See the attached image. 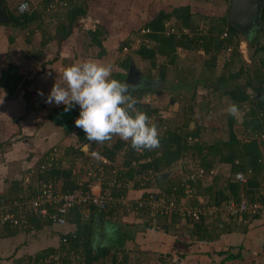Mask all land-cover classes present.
Segmentation results:
<instances>
[{"label":"trees","instance_id":"obj_1","mask_svg":"<svg viewBox=\"0 0 264 264\" xmlns=\"http://www.w3.org/2000/svg\"><path fill=\"white\" fill-rule=\"evenodd\" d=\"M87 1L90 0H83L81 2L79 0H58V4H60L59 6L61 8H67L65 13L67 23H59L56 27L54 36L50 35L46 37L44 30L41 31V25L37 23L40 21L42 11H46V9L52 5L51 3L53 0L38 1L42 10L38 9L40 7L34 8L30 5V10L23 14L13 13L6 0H1L4 13L9 20L8 23L3 25L14 26L20 30L29 28V32H31L32 35L28 36V40L29 38L32 39L33 34L36 32H42L43 40L40 44V48H46L48 43L52 40H56L59 44L65 45L68 38L75 32L77 21L87 16ZM222 1L229 4L228 7L230 9L231 0ZM228 14L229 11L217 18L216 24L213 25L208 35L200 34L192 37L191 35L184 34L183 30L187 29L190 31L191 28L194 29L193 18L200 15L198 13L194 15L190 6L175 7L171 12L160 11L156 18L146 25L147 29H144L149 31L144 34V37L147 38L151 44L142 42V44L140 43L138 45L135 52L141 59L150 61L154 68L157 67V58L159 54L166 56L167 64L164 62L160 66L158 75L160 80L165 82L167 80V70L169 66H175L177 64L178 48L203 51L205 54H210L212 52L220 54L222 51L231 50L230 59L225 65L226 75H222L217 79L215 87L217 89H225V94L232 98L237 104L247 103L251 105L249 112L243 116V120L241 121L230 115L228 118V138L220 139L214 144H206L198 140L200 137L199 127L195 128L192 132L183 133L184 128H188L193 122L192 117H187L183 127H173L166 123L161 125L160 123L162 121L157 118L159 108L142 103L141 101L144 95L143 88L130 89V94L138 100L136 108L145 112L151 118L152 122L157 125L160 136V147L154 151L136 152L131 149L130 142H125L118 138L111 147L104 146L102 150L98 151L101 156L112 161V163L115 161L117 162V158L122 156V162H117L119 165L117 164V169L115 170L116 175L114 177L116 178L117 184L111 189L114 197L126 195L127 188L124 187V185L129 184V182H132L135 188H138L140 184L142 185L143 183V186L154 189V191L151 192L160 196L162 195L166 197L167 200H174L179 204L181 198L187 196L186 187L195 189L196 185L201 184L202 178L213 172L216 165H229L231 177L234 176L235 178L236 174L242 172L247 175V181L240 182L237 181L236 178L233 180L230 177V179L227 180L226 186L217 191L214 190L212 185H209L205 188L204 191L206 192H204V194L200 190L198 191L199 193H197L202 197L212 195L210 199H213L215 205H222L224 202L231 200L236 202H240L242 199L257 201L259 198L261 202L264 203V195H262L264 193V72L262 71V69H264V57L260 56V67L255 69L253 77L250 76L245 82V85L236 84L230 87L229 84L231 80L239 79L245 74V67L242 54L239 51L240 31L235 26L228 27ZM172 19H175L180 26L176 27V24H174V26L169 27L167 22ZM172 27L178 28L182 34H180V36L169 34L168 31ZM259 30L264 34V7L261 11V25ZM89 34L92 36L93 42L100 47V56H103L105 54V49L99 38V36L102 35V31L96 28L90 30ZM9 38L10 42H12L13 37L9 35ZM256 41L251 38L249 40L250 45H252L253 42L256 44L258 42ZM128 42L129 39L126 44L122 45L121 49L128 48V46L131 45V43ZM255 53L256 55L253 59H256L260 53H264V46H259L255 50ZM130 66V59L122 60L120 71H115L112 74V78L125 83ZM254 80L257 81L256 84ZM30 84L31 81L24 77L20 67L6 61L1 75L0 87L9 98L16 96L18 92L22 90L24 92L23 98L26 101L25 114L14 121V127L9 126L10 129L13 128V131L7 129V132L12 134V136L22 135L20 121L25 119L29 112L41 110L43 108V106L31 102L30 91L28 89ZM151 86L152 87H148L147 90L154 91L153 85ZM248 89H252L255 92L254 95L250 94ZM63 109L64 107L60 108L58 111L62 112L61 110ZM70 111L73 114L67 120L68 129L75 131L78 147L77 145L68 147L65 150V157H62L60 160L58 159V161L65 158L67 161L70 160L69 167L60 166L58 162H56L57 160L55 157L49 154L43 156L36 164V166L39 167V173H41L39 177L41 184H52L55 190L64 193L75 192L82 188L74 175V170L77 168L75 165L77 158L75 159V157H85L86 159V154L82 151V148L85 145H90L89 152L93 154L96 151L95 146L97 145V143H90L87 141L85 139V133L74 124L75 119L79 116V107L74 106ZM52 120L56 121V116ZM163 125L165 126L164 131H162ZM17 127L18 131L15 132ZM246 137L249 139L244 140ZM54 148L52 151L56 153L58 150ZM180 160H186L184 161V168H186L185 172L187 174L198 173L200 170L204 171V174L197 179L188 178L189 186H185V182L179 177L173 176L167 182V190L164 193L159 187L157 176L163 172H171L172 169L179 164ZM42 167H44V169L41 172ZM218 177L219 176H216L215 179ZM88 183L89 181H86V189ZM31 185L32 184L28 185L25 179L14 181L7 195L0 196V198L7 202L14 203L24 198L28 191L33 194L36 192V188ZM106 189H108L107 186L104 187V190ZM213 190L215 191L214 193ZM145 195H147V193ZM199 205L201 206L203 204L196 200L192 206ZM116 209L119 210L118 207ZM92 210L95 212L96 208ZM75 211L77 210L75 209L74 212ZM143 211L144 210H141V212L137 214L145 216L148 219L147 225L149 226L151 219H149ZM99 212L106 214L102 211ZM123 212V215H125V212L130 211L126 209ZM72 216L70 222L77 224L78 231L75 234H66L61 237V242L63 239H66V242H62V247L59 249L63 257V264L130 263L129 253H125L122 259H120L118 255L121 252L119 251L114 253L109 260H103L105 257H108L106 256L107 251L95 253L92 246L90 228H88V226L92 224V219H90L88 223H84L81 219L82 217L77 213ZM258 216L259 214L254 216L245 215L243 219L248 217L258 218ZM178 221L177 215H170L163 217L159 216L156 222L164 232L169 233L170 228H174L175 222L178 224ZM28 223L29 226L27 228H24L22 225H12L10 222L0 223V240H3L1 238L6 240L14 238L18 233L25 230L32 232L36 231L34 229H42L44 226H54L52 222L48 220L43 221L34 215L28 216ZM248 227L249 226H247L246 230L249 229ZM246 230L245 232H247ZM230 231L231 229L228 227V222L226 223L224 219L207 223V220L203 218L201 221L195 222L190 229H186L183 234L195 244L198 242H214L218 240L221 235L229 233ZM133 233L134 232H131V236ZM236 250L237 252L233 249L221 250L211 254L208 253V255L210 258L217 255L221 259L222 264H239L245 258V253L243 252L244 246L241 245L237 247ZM55 251L56 248H52L44 250L40 254L34 256H27L25 257L26 259H21V264L25 263V261H27V264H54L55 261L53 260L52 254ZM176 257L179 259L183 258L181 255H176ZM2 259L3 258L0 257V261ZM178 261L180 260L177 259L176 262ZM179 263L182 264L181 262Z\"/></svg>","mask_w":264,"mask_h":264},{"label":"rangeland","instance_id":"obj_2","mask_svg":"<svg viewBox=\"0 0 264 264\" xmlns=\"http://www.w3.org/2000/svg\"><path fill=\"white\" fill-rule=\"evenodd\" d=\"M21 1L24 0H6L8 6L15 14L18 13L16 9ZM26 1H28L30 5H32L34 8L40 7L38 1L41 0H26ZM79 1L81 2L83 0H79ZM154 1L155 2L153 3V5H149L151 20L156 18L157 14L160 11L171 12L175 7L190 6L194 15L198 13L200 16H195L193 18L194 29L191 28L190 30V35L192 37H195L200 34L208 35L213 25L216 24L215 22L217 21V18L222 16L225 12L229 11V7H228L229 4H227L222 0H154ZM87 3L89 4L90 1H87ZM51 4L52 5H50L48 9H46V11H42V14L40 16V21L37 22L38 25H41L42 27L41 31L44 30L46 37L50 35L52 36L55 35L56 27L59 23L61 22L67 23V19L65 18V13L67 8L66 7L61 8L59 6L60 4H58V0H53ZM137 8L139 9L140 7ZM38 9H41V7ZM127 12H128V7L127 6L122 7V4L119 3V5L114 9V13L109 15L110 17L113 16L112 18L114 17L116 18V20L114 19V21L110 23L112 30L110 31L109 35L106 34V30H104V28H102L100 24H98V22H95L94 17L86 16L80 18L77 21L76 31H75L80 37L79 40L80 43L83 42L85 44L86 42H91L92 36L89 34L88 31L90 29H95V26H99V29L102 31V35L99 38L101 41L104 42L102 44L105 49V54L104 56H100L101 49L96 44L91 45L90 49H88V53L93 54L92 58L97 59L102 57L103 61H106L109 63V65H112L113 66L112 74L115 71H120V64L122 63V60L130 59L134 65L135 71L140 73V75L146 79V83L142 85H139L138 83L133 85L134 86L139 85L138 87L135 88H139V87L143 88L144 95L142 96V100H141L142 103L150 104L152 106L159 108V114L157 115V118L160 121H162L160 123L161 125L166 123L167 125L169 124L173 127L174 126L183 127L187 117H192L193 122L191 123L190 126H188V128H184L183 133L192 132L195 128L199 127L200 137L198 140L201 143L214 144L220 139H227L228 118L230 115L227 112H225V109L229 106V104L235 103L239 107L240 117L238 118V120L241 121L243 120V116L246 113H248L251 108V105L247 103L237 104L232 98H230L225 94L226 91L225 89L223 88L217 89L215 87V82L217 81V79L222 75H226L225 65L227 61L230 59V55L232 51L231 50L222 51L220 54H216L214 52L210 54H205L203 51H194L187 48H178L177 64L175 66H169L167 70V80L165 82H162L158 77V75L160 71V66L164 62H166L167 64L166 56L159 54L157 58V67L154 68L151 65L150 61L141 59L135 52V50L137 49L140 43L142 44V42H145L147 44L149 43L151 44V42L144 37V34H142V31L144 29H147L146 25H148L149 21L144 22V18H141L139 16L129 19ZM107 16L108 15L104 17L105 22L110 20V18H108ZM167 24L169 25V27L174 26V24H176V27L180 26L178 25L179 23L175 19L168 21ZM79 27L81 28V30L78 32ZM131 27H135V29L131 31L130 30ZM18 30L20 32L18 34H16L17 32L15 33L16 41L12 43L10 42V38H9V35L10 37H13L12 36L13 34L11 33L12 30L10 28L9 29L7 28L5 35L8 37L9 42H2V43L0 42V60H2L5 51L8 50V54L6 55L7 56L6 61L20 67L22 74L26 79L30 80V78H32L33 76L36 77L38 75L37 80L34 78L31 79L33 82L29 85L28 88L30 93H32L31 102L35 103L37 101L41 106H44L41 110L34 111L36 112L35 114L37 115L36 123L38 124L47 121L49 119V116L51 115L53 116V118H55L54 116H56L57 122L54 123H57L56 125L59 126L58 131L59 130L60 132L62 131L61 135L60 134L58 135L59 140L55 138L53 142L54 146L58 145V147H56L58 151L56 153L51 151L54 148V147L51 148V146L48 149L49 151H51L50 152L51 154L49 155L55 157V159L57 160L56 162H58L60 166L64 167L65 166L64 162L67 159L65 158L61 161H58V159L60 160L62 157H65V151L61 149V146H59V144L64 138L62 136L68 130L67 127L69 126L67 124V120L72 116L71 111L65 113L64 109L61 110L62 112H59L58 110L60 108L57 110L54 107H53L54 109L47 107L45 105L44 98L38 95V92H43L44 96L46 95V92H44L45 91L44 89L46 88L44 83L47 82L46 80H44L45 78H43L42 75L44 73L47 74L45 76L50 77L52 75L47 65H44V62L47 61L46 60L47 57L49 59H54L56 57V53H59L60 51L63 50H65L64 52L66 53L69 50H72L73 49V48L71 49L72 44L71 46L70 44L64 46L62 44H59L58 41L53 40L54 41L53 44H50L45 49L43 48L44 50L42 51V53L44 55V59H43L44 61H40L41 63L40 62L38 63L37 62L38 59H36L32 53L34 52L35 48L41 50L40 44L43 40V33L38 31L34 35L35 37H33L32 39L29 38L28 40L27 33L29 32V28L26 30H20V29ZM1 35L2 33L0 32V39H1ZM250 37L255 41L257 39L258 42L256 41L257 42L256 44L255 42H253V44L250 45L249 42L250 39L247 40L246 35H244V33L239 34V40H240L239 51L241 52L243 57L245 74L239 79L231 80L229 84L230 87L236 84L245 85V82L250 78V76L253 77L255 69L257 67H260L261 65L260 56L264 57V53H260L256 59L253 58L256 55L255 50L259 46H264V34L258 31L257 33L254 34L253 37L249 36V38ZM128 39H129L128 43H131V45L128 46V49L125 48L121 49L122 45L126 44ZM136 43L139 44L136 45ZM2 45L4 46L6 45V47L1 49ZM72 47H74L75 50L77 48L75 44ZM38 51L36 52L38 53ZM70 54L72 55L71 52ZM96 62L98 61L96 60ZM56 66L58 67L59 65ZM68 66L71 65L65 64L64 68ZM59 68L60 67H58V69ZM262 71L264 72V69H262ZM52 78L55 81L57 79L54 77ZM35 80L37 82H35ZM254 83L256 84L257 81L254 80ZM151 85H153L154 91L147 90L148 87H152ZM248 92L252 95H254L255 93L252 89H248ZM23 94L24 92L21 90L16 95L17 97H13V98L17 99L18 97H22V101L26 102L22 96ZM21 104L23 105V102ZM3 111L4 109L1 110L0 108V117H1L0 119V196L7 195L9 188H11V185H13L14 181H20L22 179L24 180L25 177H26L25 179L26 183L28 185L32 184L31 186H34L35 188L40 187L41 182L39 181V177L41 173H39V167L36 166V164L38 161H40V159L43 156H46L47 154L46 150H44L45 149L44 147H42L43 149L40 150V148L32 144L34 142L32 140L33 137L32 135L29 138H25L27 136H22L24 133H22L21 136L19 135L12 136V134L8 133L7 129L13 131L12 130L13 128L10 129V127H14V123H15L14 121L18 118V116L16 117L14 116L13 120L10 119L5 120L7 116L3 114ZM31 113L32 112H29L28 116H30ZM39 113H41L40 117H38ZM28 116H26V118ZM17 129L18 127L16 128L15 132L18 131ZM24 130L27 131L25 128ZM24 130L21 131L23 132ZM164 130H165V126L163 127L162 131ZM71 131L73 132H70L71 133L70 137L72 136L73 139H76L74 130ZM248 139L249 138L246 137L244 140H248ZM96 152L98 154V151ZM180 161H186V160H180ZM67 167H69V165H67ZM90 167H92V164H90ZM185 171L186 168H184V164L183 162H181L176 168L172 169L171 173L169 174L168 181L170 180L171 177L176 176L182 179L183 182H185V186H189L188 178L192 179V175L189 176L192 173L187 174ZM216 176L219 177L215 179ZM230 177H231V173H230L229 165L228 166L216 165L213 172L207 174L204 178H202L200 182L201 184L196 185L195 189H190L186 187L187 196L181 198L179 205L182 204V206L180 205V207L183 208L187 205L192 206L196 200H198L199 203L202 202L203 205H207V206L215 205L213 199L212 200L210 199L212 195L202 197L200 196V194H198L199 193L198 191L200 190L204 194V192H206L204 191L205 188L208 187L209 185H212L214 187V190L217 191L226 186L227 180L230 179ZM104 178L106 180L108 179L106 177ZM231 179L234 180L235 179L234 176H232ZM214 190L213 193L215 192ZM259 201H261L260 198ZM118 209L120 210L119 212L123 215L124 213L123 211L125 210V208L118 205ZM125 213H126L125 215L128 216L130 212H125ZM130 214H133V212ZM219 215L220 214H218L217 216ZM140 219L143 223H147L148 221V219L143 215L142 217L139 218V220ZM213 219L215 218H207L206 220H213ZM139 220L136 219L138 223H142ZM121 221L124 227V231L127 232V234H130V232H134L133 235L135 234L136 236V234L139 232L138 231L139 228L137 226L132 227L127 224L128 222H123V220ZM151 223L153 224L155 223L154 225L156 226L158 224V223L156 224V221L154 222L152 220ZM178 225L179 227L176 228V222H175L174 228L172 229L170 228L169 233H167L169 237L167 236L166 239H170L168 241L169 245H166V247L168 246L170 248V249L168 248L169 253L160 252V254H158L160 256H157L155 252H159L160 248L162 247L161 244H163V242L160 244V247H158L156 250L153 246L151 247L146 246L151 248L150 250L148 249L146 250V251H150L148 255L139 256V251L136 249L137 248L136 243L133 244L132 242L129 241L131 244L130 247H133V250H135V253L133 252L131 255L129 254V258H130L129 264H180L179 262H182L181 260L176 262V258H177L176 257L177 254L175 251L176 230L179 232H183L186 231V229H189L191 226L190 225L188 226V224H185L181 221L179 222ZM54 226L58 228L66 227V226L60 227L57 225ZM152 229H153V235L155 236L157 235V232H160L162 234L164 233L163 230L161 229L159 230L157 227H153ZM155 236L153 237L156 238ZM1 239H3L6 242L8 241L4 238ZM4 241H0V244H3ZM221 244H222L221 241H216L212 243L211 246L216 249L221 248V250H223L224 247L228 246ZM146 247H144L142 250H145ZM125 253L126 252L119 253L118 255L119 258L122 259ZM212 259L213 261H209V263L211 264H216L217 261H221L217 255L216 256L214 255ZM4 264H6V261ZM23 264H27V261H25V263Z\"/></svg>","mask_w":264,"mask_h":264},{"label":"crops","instance_id":"obj_3","mask_svg":"<svg viewBox=\"0 0 264 264\" xmlns=\"http://www.w3.org/2000/svg\"><path fill=\"white\" fill-rule=\"evenodd\" d=\"M154 2H155L154 0H90V3L87 5L88 7L87 16L94 17L95 22H98V24H100V26L104 28V30H106V34L109 35L110 31L112 30L110 23L114 21V19L116 20L115 17L112 18L113 16L110 17L109 15L114 13V9L119 5V3L122 4V7L124 6L128 7L127 13H128L129 19L139 16L141 18H144V22H148V21L150 22L151 15H150V10H149V5H153ZM137 7H140V8L138 9ZM106 15H108L107 17L110 18V20L107 19L108 20L107 22L104 21V17ZM7 28L8 29L10 28L12 30L11 31V33L13 34V35L11 34L13 36L12 43H14L16 41L15 35L18 34L20 31L18 30V28L14 26L7 27V26H4L3 24H0V32L2 33L0 42L1 43L9 42L8 37L5 35ZM96 28H99V26H95V29ZM133 29H135V27L130 28L131 31H133ZM80 30L81 28L79 27L78 32ZM90 30H93V29H90ZM27 34L28 36L32 35L31 32H28ZM35 34H33V37H35L34 36ZM79 40H80L79 35L77 34V32H74L68 38L67 43L65 45L70 44L71 46L72 44V46H74L75 44L77 46L76 50L74 47L71 46V49L73 48L72 50H69L66 53L64 52L65 50L60 51L59 53H56V57L54 59H49L47 57L46 59L47 61L44 62V65H47L52 75L50 77L45 76L47 75L45 73L42 75L43 78H45L44 80H46L47 82V83H44L46 87L44 89L45 90L44 92H46V95L44 97H46L50 93V90L55 83V80L52 77L58 78V75L64 69L65 64L73 65V64H76L77 62L97 60L99 63L105 66L109 65L108 62L103 61L102 57L95 59V58H92L93 54L88 53V49H90L91 45L95 44L93 42V39L91 42H86L85 44L83 42L80 43ZM53 43H54L53 40L50 41L46 47H48L50 44H53ZM102 43L104 42L102 41ZM5 47L6 45L5 46L2 45L1 49ZM44 49L41 48L40 50L38 48H35L34 52L32 51L33 56L36 59H38L37 60L38 63L40 61H44L43 60L44 55L42 53ZM36 51H38V53ZM70 52L72 53V55L70 54ZM7 54H8V50L5 51L2 60H0V80H1V75H2L1 73L2 69L4 68V65L7 60V56H6ZM56 65H59L58 67L60 68L58 69ZM37 76L36 77L33 76L32 78L37 80ZM32 78H30L31 83L33 82L31 80ZM36 80L35 82H37ZM31 94L32 93H30V96ZM14 97H17V96H14ZM22 102H23V105L21 104ZM0 104H1L0 105L1 110L4 109L3 114L7 116L5 120L7 119L13 120L14 116L21 117L25 114L26 102L22 101V97H18L17 99H14L13 97L9 98L1 87H0ZM34 104L40 105L39 102L37 101ZM45 105L47 107H50L51 109L56 108L57 110L63 107V105L56 106L55 104H52L54 105L52 106V105H48L45 103ZM35 113L36 112L32 111L30 116L20 121L22 130H24V128L27 130V131L24 130L22 132L24 133L22 136H27L25 138H29L32 135L33 136L32 140L34 141L32 144L36 145L38 148H40V150L43 149L42 147H44L45 148L44 150H46L47 154H51L50 152L52 150L49 151L48 148L50 146L51 148L58 147V145L54 146L53 142L55 138L59 140L58 135L59 134L61 135L62 131L61 132L60 130L58 131L59 126L56 125L57 123H54V122H57V120L53 121L52 115L49 116V119L47 121L37 124L36 123L37 115ZM40 116H41V113L38 114V117ZM27 123H30V124H27ZM67 131L62 136L64 138L59 144V146H61V149H63V151H65L68 147L72 145H77L76 139H73L72 136L70 137V134H71L70 132H73V131L69 129ZM118 138L119 137H114L113 140H111L110 142H106L104 144H97L95 146L96 151L102 150L104 146L111 147L118 140ZM54 149L56 150L57 148H54ZM83 149L84 151L83 150L82 151L86 154V159L85 157L84 158L75 157V159L77 158L76 164H75L77 168L74 170V175L77 178V181L81 184V186H85L86 181H89V183L93 181V179L91 178H90L91 180H89V177L87 176V171H86L87 168L90 167V164H92L93 167L96 168V171L98 173H100L101 166L104 167L106 171L105 177L108 178V180H111L112 178H114L113 172L117 169V164H118L117 162H122V156H119L117 158V162L115 161L116 163L115 162L112 163V161H110V164H104V163L102 164L103 162L102 158L104 157L101 156L99 152H98V155L90 154L89 152L90 145H89V149L87 148V150H85V146ZM96 151L95 153H97ZM181 162H183L184 164V161H180L179 164ZM64 163H65V166L67 167V165H70V160L69 161L66 160ZM179 164H177L176 167ZM97 167L99 168V170H97ZM124 187L127 188V194L124 195L123 197H126L130 200L139 199L143 197L146 193L154 191V189L147 188L146 186H143L141 184L138 188H135L132 182H129V184L124 185ZM117 207L118 205L112 206L109 209V211L104 212L106 214H102L98 210H95V212L94 210H92L88 218H85L82 215V213L76 209L77 211L75 212L73 211L71 213L68 224L64 228H58L55 226H51V227L44 226L42 229H38V230L34 229L36 231H32V232H28V230L20 232L18 233L16 237L7 239L8 240L7 242L4 240H0V241H4L3 244H0V257L3 258L0 261V264H4L5 261H6V264H21L22 260L25 259V257L27 256H34V255L40 254L44 250H48L52 248L55 249L60 246L62 247L61 237L66 234H75L78 231L77 224L74 222H70V220L73 217L72 215H74L75 213H77L79 216L82 217L81 219L84 223H88L90 219H92V224L88 226V228H90V238L92 241L94 252L95 253H99L100 251L109 252V253L106 252V256L108 257L107 258L105 257V259L103 260H109L111 256H113V254L116 253L117 251L122 252V253L126 252V253H129L130 255L133 252L135 253V250H133V247H130L131 245L130 242H132L133 244L136 243V246H137L136 249L139 251V256H145V255L147 256L148 253L150 252V251H146L147 249L150 250L151 249L150 247L153 246L156 250L158 247H160V244L162 242H163V244H161L162 247L160 248L159 252H155V254L157 256H160L158 255L160 254V252L169 253L170 248L168 246L166 247V245H169L168 241L170 240V239H166L168 234L166 232H164L163 234L160 232H157L156 236L153 235L152 228L157 227L160 230L161 227L159 225L156 226L154 225L155 223L154 224L150 223V225L148 226L147 225L148 221L147 223H143L141 219L139 220V218L142 216L137 215V213L135 212H133V214H130L132 213L130 212L128 216L127 215L123 216L119 212L120 210L116 209ZM136 219H138L142 223H138ZM223 219L225 220L226 223L228 222V227L231 229L229 233L221 235V237L218 240H216V241H221L222 243L221 245L223 244L228 245L224 247L223 250L233 249L234 251H237L236 250L237 247L243 245L244 246L243 252L245 253L244 255L245 258L239 264H264V209L261 211L258 218L248 217V218L240 219L234 222V221L226 220L224 217H217L213 220H207V223L221 221ZM121 220H123V222H128L127 224L131 225L132 227L137 226L139 228L138 230L139 232L136 234V236L134 234L135 239L133 235L131 236V232L130 234H127V232L124 231V227H123ZM176 225H177L176 228H178L179 225L178 224ZM247 226H249L248 230H246ZM244 229L247 232H245ZM183 232H179L176 230V247H175L176 249L175 251L177 255H181L183 257L182 259H179L177 257L176 260L177 259L181 260L182 264H197V263L198 264H202V263L211 264L209 263V261H213V259L210 258L208 253L211 254V253H215L216 251H221V248L216 249L211 246L212 243L216 241L209 242V243L208 242H198V243L193 244L192 240L184 236ZM153 236H155L156 238H154ZM146 246H150V247H146ZM144 247H146V249L142 250ZM216 264H222V261H217Z\"/></svg>","mask_w":264,"mask_h":264},{"label":"built area","instance_id":"obj_4","mask_svg":"<svg viewBox=\"0 0 264 264\" xmlns=\"http://www.w3.org/2000/svg\"><path fill=\"white\" fill-rule=\"evenodd\" d=\"M23 3H27L29 7L28 10L21 12L20 5ZM29 10L30 3L26 0L21 1L17 6V11L20 14ZM147 32L149 31L143 30L142 34ZM168 33L176 34L177 36L182 34L174 27ZM183 33L190 35V31L187 29H184ZM102 161L104 164H110V161L106 158H102ZM43 169L44 167L41 168V172ZM97 170H99L98 167ZM86 171L89 179H93L92 182L87 184V189L85 188L86 186H82L78 191L64 193L55 190L52 184L42 183L40 187L36 188L34 194L28 191L24 198L14 203L1 199L0 223L10 222L12 225H22L24 228H27L29 226L28 216L34 215L43 221L48 220L54 225L64 227L68 224V219L75 209L79 210L85 218H88L93 208H96L98 211L107 212L112 206L121 205L130 212L140 213L141 210H144L143 212L154 222L157 221L159 216L177 215L179 222L181 221L192 227L195 222H199L203 218L225 216L226 220L236 222L243 219L245 215L254 216L260 214L264 207V203L259 200L249 201L242 199L240 202L231 200L224 202L222 205H187L181 208L180 205L182 206V204L179 205L174 200H167L166 197L153 192H149L147 195L136 200H130L123 196L114 197L111 189L117 184L115 177L106 181L104 178L105 169L102 166L100 173L96 171L93 165L87 168ZM113 174L115 176L116 172L114 171ZM196 174H192V179L202 177L204 171L200 170ZM235 178L240 182L247 181V175L242 172L236 174ZM105 185L108 187L106 190H104ZM142 185L144 184L142 183ZM201 204L203 203L201 202ZM218 214L220 215L217 216ZM63 242H66V239H63ZM52 257L55 261L54 264H63V257L59 249L52 254Z\"/></svg>","mask_w":264,"mask_h":264},{"label":"clouds","instance_id":"obj_5","mask_svg":"<svg viewBox=\"0 0 264 264\" xmlns=\"http://www.w3.org/2000/svg\"><path fill=\"white\" fill-rule=\"evenodd\" d=\"M28 7L23 3L20 11L24 12ZM112 72V65L105 66L96 61L77 62L59 73L46 97L43 92H38V95L48 105H63L65 113L78 106L79 116L74 124L85 133V139L90 143L104 144L119 137L130 142L131 149L136 152L158 149L160 136L157 125L145 112L136 108L138 100L130 94V89L134 90L139 85L112 79ZM225 112L234 118L240 117L235 103L229 104ZM87 148L85 145V150Z\"/></svg>","mask_w":264,"mask_h":264},{"label":"water","instance_id":"obj_6","mask_svg":"<svg viewBox=\"0 0 264 264\" xmlns=\"http://www.w3.org/2000/svg\"><path fill=\"white\" fill-rule=\"evenodd\" d=\"M263 7H264V0H231L229 14L227 17L228 27L235 26L238 28L240 33H245V31H248L249 28L253 27V25H257L258 27H260L261 11ZM8 21L9 20L4 13L3 5L0 0V24H6L8 23ZM245 34L248 40L249 36L247 33ZM137 74L140 73L135 71L134 65L131 62L129 73L127 74L125 83L129 85L135 84L136 82L135 77H137L136 76ZM88 149H89V145H88ZM170 173L171 172H163L157 176L159 187L164 193L167 190V182Z\"/></svg>","mask_w":264,"mask_h":264},{"label":"flooded vegetation","instance_id":"obj_7","mask_svg":"<svg viewBox=\"0 0 264 264\" xmlns=\"http://www.w3.org/2000/svg\"><path fill=\"white\" fill-rule=\"evenodd\" d=\"M259 28L260 27H258L257 25H253V27L252 28H249V30L248 31H245V33H247L248 36H252L253 37L255 33H257L258 31H260ZM245 33H244V35H246ZM249 39H251V37ZM136 76L137 77H135V80H136L135 84L138 83L139 85H142V84L146 83V79L144 77H142L140 74H137ZM68 128L69 127H67V129Z\"/></svg>","mask_w":264,"mask_h":264}]
</instances>
